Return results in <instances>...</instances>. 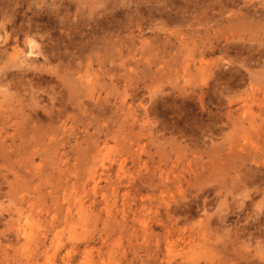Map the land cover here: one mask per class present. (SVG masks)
Returning a JSON list of instances; mask_svg holds the SVG:
<instances>
[{
	"label": "rangeland",
	"instance_id": "374dc122",
	"mask_svg": "<svg viewBox=\"0 0 264 264\" xmlns=\"http://www.w3.org/2000/svg\"><path fill=\"white\" fill-rule=\"evenodd\" d=\"M215 4L0 0V76L25 79L0 93V106H9L0 107V264H87L86 251L88 264H264V64L251 66L246 57L256 50L242 46L264 50V28L224 29ZM212 27L236 44L233 56H207L226 64L223 77L187 73L183 48L201 46ZM28 29L41 60L23 70L11 63L14 49L28 47ZM32 92L37 121L15 124L9 109L32 102ZM19 215L39 223L38 239L25 241Z\"/></svg>",
	"mask_w": 264,
	"mask_h": 264
},
{
	"label": "bare ground",
	"instance_id": "6f19581e",
	"mask_svg": "<svg viewBox=\"0 0 264 264\" xmlns=\"http://www.w3.org/2000/svg\"><path fill=\"white\" fill-rule=\"evenodd\" d=\"M193 1V0H192ZM200 1H206V0H200ZM216 1V0H215ZM241 1H243L242 3H241ZM263 1V2H262ZM262 1H259V2H257V1H253V0H240V2L239 1H237V0H218V3H219V6L218 7H216V4H215V7L216 8H218L219 10H216V11H219V15L220 16H222V15H224V14H226L225 16H223L222 18L218 15V13H217V15H218V17H220V23H218V24H220L221 25V27H222V23L224 24L223 26H224V29H231V31H232V29H236V28H241V29H244V28H247V29H249V28H253V29H256V30H258L257 28L258 27H263L264 28V0H262ZM211 3V2H210ZM209 3V4H210ZM259 3H261V5H259ZM211 5L214 7V4L213 3H211ZM182 11V10H181ZM212 12V11H211ZM214 13V12H213ZM216 13V12H215ZM216 15V14H215ZM214 15V16H215ZM167 16V15H166ZM212 16V15H211ZM213 16V17H214ZM218 17H216L215 16V19L217 18V19H219ZM211 18V17H210ZM173 19V18H172ZM171 19V20H172ZM213 19V18H212ZM216 19V20H217ZM214 20V19H213ZM164 21V20H163ZM209 21H211V20H209ZM164 22H166V21H164ZM170 22H174L173 20L172 21H170ZM210 23V22H209ZM217 23V22H216ZM217 24V25H218ZM256 26H257V28H256ZM214 27V26H213ZM212 27V28H213ZM217 27V26H216ZM210 28H211V26H210ZM223 28V27H222ZM262 28V29H263ZM12 29H13V27H12ZM143 29V28H142ZM142 29H139L138 30V32H136L137 30H135L134 32H136V33H141L140 35H138L139 36V40H140V42H142L143 44H142V46H148V45H146L147 43H148V41H146L144 38H143V33H142ZM213 29H215V28H213ZM234 29V30H235ZM261 29V30H262ZM197 30V29H196ZM199 30V29H198ZM198 30H197V32H198ZM245 30V29H244ZM250 30V29H249ZM264 30V29H263ZM29 31H30V29H28V31H25L24 33H25V38L26 37H28V38H26V40H27V43H25L26 45L28 44V47L26 46V49H17V50H15L14 49V55H13V57H12V63H11V65L12 66H17V67H19V68H24L23 70H25V68H27L28 69V66L32 69V67L30 66V65H33V64H35V62H37L35 59L37 58H35V55H37L40 51L39 50H37L36 49V46H39L38 44H37V42H36V40L33 38V37H31L30 35H33V34H30L29 33ZM203 31V30H202ZM204 31H205V33L203 32V34H205V39H204V42H203V44L201 45V46H199V47H197L196 49H195V47L194 48H188V47H185V46H187V43H185V39H183V38H179V42H180V45L182 44L185 48H183V50H182V52L183 51H185V56L183 55L182 57H184V58H182V60H183V68L185 69V71H187V73H196V74H200V75H202V76H209V75H214V76H220V77H223V76H221V74L219 73V67H222L223 66V68L226 66V64L224 63V64H221V62H219V61H217V60H215V61H211L210 59H208L207 58V56L208 55H212V54H214V53H216L217 51H219V52H221V53H223V54H225V55H227V56H231L232 55V53H234L235 51H233V49L235 48V45H234V43L232 42V39H230V37L229 36H225L223 39H221L219 36H216L215 35V33H217L218 32V30H214V32L212 33L211 31L209 32V29L207 28V30H205V28H204ZM230 31V32H231ZM252 31V30H251ZM253 31H255V30H253ZM12 32V31H11ZM10 32V33H11ZM199 32H201V31H199ZM223 32V31H222ZM226 32V31H225ZM229 32V33H230ZM236 32H237V29H236ZM264 32V31H263ZM34 33V32H33ZM228 33V32H227ZM227 33H225V34H227ZM12 34V33H11ZM14 34V33H13ZM12 34V35H13ZM170 34H171V32L170 33H167L166 32V35H164V36H169L170 37ZM8 35V34H7ZM11 35V36H12ZM6 36V35H5ZM9 36V35H8ZM8 36H6V38H8ZM138 36H136V37H138ZM191 37L192 38H194L192 35H191ZM202 37H204V36H202ZM171 38V37H170ZM4 39V38H3ZM9 39V38H8ZM16 39V38H15ZM5 40V39H4ZM9 40H11V39H9ZM25 39H23V41H24ZM26 40H25V42H26ZM97 40V39H96ZM99 40V39H98ZM97 40V41H98ZM101 40V39H100ZM203 40V39H202ZM205 40L207 41V42H205ZM262 40V39H261ZM1 41V40H0ZM97 41H95V43L97 42ZM133 41H134V39H133ZM2 42V41H1ZM6 42V41H5ZM10 42V41H9ZM194 42H196V40H194ZM235 42V41H234ZM94 43V42H93ZM261 43V42H260ZM259 43V44H260ZM6 44V43H5ZM104 45H106V44H104ZM193 45H195V44H193ZM240 45V44H239ZM258 45V44H257ZM135 46H136V43H135ZM241 46V45H240ZM243 48L244 49H247L248 51L247 52H251L252 50H256V52H254V53H248V54H252V55H250V56H248V54H247V57H246V60L248 61H250V59H254V61L256 62H254L253 60V62L255 63V64H257V66L259 65V66H261V65H263L264 64V60H262L261 58L262 57H264V50L263 49H261V50H259V49H257V47L256 46H254L253 45V43H246V42H244L243 43ZM138 47V46H137ZM24 48V47H23ZM38 48V47H37ZM135 48V47H134ZM40 49V48H39ZM92 49V48H91ZM41 50V49H40ZM47 50V49H46ZM240 50H242V47H241V49ZM41 51H43L42 52V54L44 53V50H41ZM47 52V51H46ZM144 52V51H143ZM253 52V51H252ZM48 53V52H47ZM242 53V52H241ZM246 53V52H245ZM49 54V53H48ZM48 54H47V57H48ZM135 55V54H134ZM236 55V58H237V53L235 54ZM235 55H234V57H235ZM233 56V55H232ZM43 57L45 58L46 56L45 55H43ZM35 58V59H34ZM38 59V58H37ZM50 58H48L47 60H49ZM38 60H41V59H38ZM35 61V62H34ZM46 61V60H45ZM44 61V62H45ZM47 62V61H46ZM252 62V63H253ZM248 63H250V65H251V61L250 62H248ZM247 63V64H248ZM254 64V65H255ZM244 65H246V63L244 64ZM249 65V64H248ZM37 66V65H36ZM232 66L234 67L235 65H233L232 64ZM251 66H253V64L251 65ZM256 65H255V68L257 67ZM232 67V68H233ZM247 67V66H246ZM262 67V66H261ZM29 68V69H30ZM52 69H53V67H51ZM55 68V67H54ZM218 68V69H217ZM248 68H254V67H249L248 66ZM247 68V69H248ZM258 68V67H257ZM256 68V69H257ZM260 68V67H259ZM221 69V68H220ZM230 69V68H229ZM234 69V68H233ZM233 69H230L229 71H230V74L232 75L233 74ZM240 69V68H239ZM263 69V68H262ZM261 68H260V70H262ZM56 70V69H55ZM60 70V69H59ZM235 70H236V68H235ZM235 70H234V72H235ZM249 70L250 69H248L247 71H246V68H245V71L243 72V71H241V76L239 75V73H238V76H240L241 77V79H243L245 76H247V74L249 73ZM264 70V69H263ZM263 70L262 71H259V69H258V73L260 72H263ZM54 71V70H53ZM88 71V70H87ZM236 72H237V70H236ZM251 72V71H250ZM90 73V72H89ZM89 73H88V75L87 76H89ZM254 73H256V71L254 72ZM254 73L253 74H251L250 76H252L253 75V77L254 76H256L257 74H255L254 75ZM22 73H20V75L18 74H14L13 72H8V71H5V72H3V74L0 76V93H1V96H4V98L5 97H7L6 95H8V93H6V89H7V87H10V86H20V85H25L24 83H25V79H24V76H22L21 75ZM90 74H92V73H90ZM250 74V73H249ZM93 75V74H92ZM237 75V74H236ZM95 75H93V77H94ZM249 76V75H248ZM258 76V75H257ZM256 76V77H257ZM259 76H260V74H259ZM261 76H262V74H261ZM86 77V76H85ZM225 77V76H224ZM228 77H230V76H228ZM227 77V78H228ZM237 77V76H236ZM91 78V77H90ZM217 78V77H216ZM219 78V77H218ZM226 78V79H227ZM233 77H231V79H232ZM248 78V77H247ZM252 78V77H251ZM238 79H240L239 77H238ZM241 79H240V81H241ZM249 79V78H248ZM262 79H264V78H262ZM81 79H79V81H80ZM220 81V80H219ZM229 81H232V80H229ZM237 81V80H236ZM236 81H233L232 82V84H235L236 83ZM86 84L85 83H83V84H85V85H87V87H93V80H91V79H89L88 77H87V79H86ZM228 83V80H227V82H226V84ZM240 83V82H239ZM82 83H81V85H83ZM230 84V82L227 84V85H229ZM231 84V85H232ZM241 84H243V83H241ZM67 85V84H66ZM84 85V86H85ZM236 85V84H235ZM239 85V84H238ZM7 86V87H6ZM29 86V85H28ZM84 86H82V87H84ZM234 86V85H233ZM4 87L6 88V89H4ZM82 87L80 86V88L82 89ZM71 88V89H70ZM85 88V87H84ZM83 88V89H84ZM228 88H230V85H229V87ZM67 89V88H66ZM69 89L73 92V91H75V90H77V91H79L78 89H76V88H74L73 86H71V87H69ZM25 90V89H24ZM28 90V89H27ZM30 90L32 91V88H30ZM86 90V89H85ZM94 90V89H93ZM11 91V90H10ZM29 91V90H28ZM30 91V92H31ZM90 91V90H89ZM80 92V91H79ZM86 92H88V91H86ZM3 93V94H2ZM69 93V92H68ZM67 93V94H68ZM71 93V92H70ZM78 93V92H77ZM90 94L92 93V92H89ZM88 93V94H89ZM20 94V93H19ZM49 94H52V92L51 93H49ZM54 94V93H53ZM73 94V93H72ZM89 94V95H90ZM23 95V94H22ZM70 95V94H69ZM79 95V94H78ZM91 95H93V94H91ZM9 96V95H8ZM12 95H10V97H11ZM18 96L19 95H17L16 97L18 98ZM83 96V95H82ZM54 97V96H53ZM52 97V98H53ZM70 97V96H69ZM80 97V96H79ZM3 98V97H2ZM14 98V97H13ZM8 99V98H7ZM15 100V99H14ZM31 100H33L32 102H27V100H25V99H22L21 101H20V103H17L16 105H14V106H12L13 108H11V109H9L10 111L8 112V115H6V117L8 116V117H10V115L12 116V117H15L14 119H12L11 117L9 118L11 121H15V124L16 123H19V122H22V120H24L26 123L28 122H30V123H33V125H34V123L37 121V120H35V118L33 117V114H32V110L36 107V106H38V104H39V102H41V101H39V97L38 96H34L33 95V92H32V97H31ZM1 101H3V100H1ZM53 101V100H52ZM11 102V101H10ZM56 102V101H55ZM54 102V103H55ZM53 103V102H52ZM51 103V104H52ZM261 103V102H260ZM259 103V104H260ZM6 104V103H5ZM245 104V103H244ZM2 105V104H1ZM55 105V104H54ZM80 106H81V104H79ZM246 105V104H245ZM3 106L4 107H1V109L2 108H5V106L6 105H4L3 104ZM7 106H8V104H7ZM6 106V107H7ZM53 106V105H52ZM9 107V106H8ZM50 107V106H49ZM263 107V106H262ZM51 108V107H50ZM259 108V107H258ZM247 109H249V108H247ZM260 109V108H259ZM3 110V109H2ZM7 110V109H6ZM51 110H52V108H51ZM50 110V111H51ZM69 110H65L63 113H61V114H65V116L66 117H68V118H71L72 116L71 115H69L70 113L68 112ZM249 112H250V110H248ZM251 112H252V110H251ZM264 112V111H263ZM2 113H4V112H2ZM69 113V114H68ZM255 113H256V111H255ZM6 114V113H5ZM60 114V113H59ZM75 114V113H74ZM77 114V113H76ZM75 114V115H76ZM243 114H244V112H243ZM250 114H253V113H250ZM245 115V114H244ZM251 116H253V115H251ZM50 117V116H49ZM255 117H256V115H255ZM0 118H1V116H0ZM18 118H21V121H20V119L18 120ZM54 118V117H53ZM57 118V117H56ZM73 118V117H72ZM252 118V117H251ZM2 119V121L5 119H3V117L1 118ZM7 120H8V118H6ZM50 120V119H49ZM234 120V119H233ZM9 121V120H8ZM7 121V123H9ZM23 121V122H24ZM249 121H250V123L251 124H253V118L250 120L249 119ZM6 122V121H5ZM22 122V123H23ZM51 122V121H50ZM54 122V121H53ZM52 122V123H53ZM59 122V121H58ZM237 122H238V120H237ZM247 122V121H246ZM255 122V121H254ZM13 123V122H12ZM22 123H20L21 125H24V124H22ZM40 123V121L38 122V124ZM55 123H57L56 121H55ZM235 123V122H234ZM238 123H240V122H238ZM1 124V123H0ZM15 124H14V126H15ZM241 124V123H240ZM244 124V123H243ZM32 125V124H31ZM61 125H63V124H61ZM65 125V124H64ZM26 126L28 127V125L26 124ZM36 126H37V123H36ZM39 126H40V124H39ZM16 127H17V125H16ZM19 127V126H18ZM25 126H23V128H24ZM33 128L35 127V126H32ZM1 128H2V126H1ZM35 129H37V127L35 128ZM1 131V130H0ZM19 132V131H18ZM20 132H21V130H20ZM19 132V133H20ZM23 132V131H22ZM243 132L244 131H242V135H245V134H243ZM246 133H247V131H245ZM15 133H16V131H15ZM257 135V134H256ZM246 136V135H245ZM241 137H243V136H241ZM1 138V137H0ZM2 139V138H1ZM245 139V138H244ZM4 140V139H3ZM2 140V141H3ZM13 142H15V140H13ZM3 143H4V141H3ZM0 144H2V143H0ZM9 145V144H8ZM11 146H12V144H11ZM255 147V146H254ZM253 148V147H252ZM2 149H4V147L2 148ZM255 149V148H254ZM94 154H92V155H90V157H92L91 159L92 160H90L91 162H92V164H93V166H91V168H92V171H91V177L93 178V180H95V178H94V173L96 172V169H93V167H94V165L96 164V162L97 161H99V153L101 152L100 151V149H98L97 147L95 148V150H94ZM7 154V153H6ZM102 161H103V159H102ZM123 165H122V162H120V168L122 167ZM243 182H246V181H243ZM234 183V182H233ZM247 184V183H246ZM245 184V185H246ZM234 185L236 186V184L234 183ZM94 187V186H93ZM216 187V186H215ZM244 187V186H243ZM214 189H216V188H214ZM229 190V189H228ZM227 189H225V191L227 192L228 191ZM230 191V190H229ZM217 192H219V190L217 191ZM221 192V191H220ZM204 194V193H203ZM220 193H218V195H219ZM207 195V194H206ZM164 197V196H163ZM203 197H206L205 195L203 196ZM208 197V196H207ZM218 197H220V196H218ZM202 199V198H201ZM209 200H210V198H208ZM161 200V199H160ZM160 200H158L159 202H160ZM163 200V202L165 201L164 200V198L162 199ZM209 200L208 201H206L205 199H204V201H203V204H202V208H203V210H206L207 209V206L208 205H210V204H208V202H209ZM218 200H220V199H218ZM199 201V200H198ZM181 202V201H180ZM200 202H202V201H200ZM213 202V201H212ZM183 203V202H182ZM168 203H165V205H167ZM184 204V203H183ZM196 205H197V203H196ZM185 207H187V206H185ZM197 210V209H196ZM67 211H68V213H70V214H68V216L69 215H71L72 214V212H70V206H68L67 207ZM82 211H86V207H85V205H84V201L83 200H81V201H79V207H78V212L81 214V212ZM191 211V210H190ZM208 211V210H207ZM224 211V210H223ZM228 211V210H227ZM189 211L186 209H182V210H180V211H178L177 213H180V214H182V216H184V218H187L188 217V213ZM199 212V211H198ZM205 212V211H204ZM203 212V213H204ZM173 213V212H172ZM172 213H171V215H172ZM176 213V214H177ZM190 213H192V212H190ZM222 213H224L225 214V212H222ZM179 214V215H180ZM194 214V213H193ZM192 214V215H193ZM198 214V213H197ZM168 215L170 216V214L168 213ZM206 215V214H205ZM222 215V214H221ZM220 214H219V217L221 216ZM168 217V216H167ZM177 217V216H176ZM218 217V218H219ZM223 217V216H222ZM222 217H220V218H222ZM169 218V217H168ZM183 218V219H184ZM208 218H209V216H208ZM226 218V217H225ZM170 219V218H169ZM173 218L171 217V220H172ZM188 219V218H187ZM207 219V218H206ZM205 219V220H206ZM171 220H169V221H171ZM210 220V219H209ZM222 220H223V218H222ZM224 220H226V219H224ZM67 221V220H66ZM203 221H204V219H203ZM225 222V221H224ZM169 223V222H168ZM205 223H209L208 222V220L205 222ZM200 223H198V225H199ZM37 225H39V223H36L33 219H31V218H27V217H21L20 215H19V218H18V221H17V227H18V231H19V233H21L22 234V236H24V239H25V241H27V242H29V241H34V240H36V239H38L37 237V235H39V234H42V231L40 230V229H38V227H37ZM168 225V224H167ZM202 225V224H201ZM200 225V226H201ZM201 231V230H200ZM204 232V231H203ZM191 234H192V232H191ZM194 234V233H193ZM182 236V235H181ZM190 236V235H189ZM183 237V236H182ZM40 238V237H39ZM186 238V237H185ZM184 238V239H185ZM181 239V238H180ZM61 240V238H60V236L59 235H56L55 237H52V242H53V248L55 247V248H57L58 246H59V243H55V242H57V241H60ZM177 240V239H176ZM178 240H179V238H178ZM182 240H183V238H182ZM181 240V241H182ZM184 241V240H183ZM182 241V242H183ZM171 242V241H170ZM167 243H169V242H167ZM86 253V255H85V259H86V261H87V264H88V252L86 251L85 252ZM185 261V260H184ZM179 263V262H178ZM181 263V262H180ZM185 263H186V261H185Z\"/></svg>",
	"mask_w": 264,
	"mask_h": 264
}]
</instances>
